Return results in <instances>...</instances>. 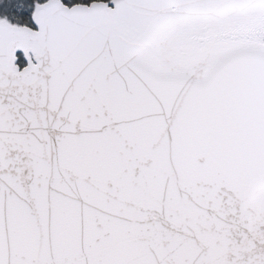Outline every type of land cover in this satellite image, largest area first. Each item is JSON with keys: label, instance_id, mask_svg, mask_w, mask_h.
<instances>
[{"label": "snow or ice", "instance_id": "obj_1", "mask_svg": "<svg viewBox=\"0 0 264 264\" xmlns=\"http://www.w3.org/2000/svg\"><path fill=\"white\" fill-rule=\"evenodd\" d=\"M0 264H264V0H0Z\"/></svg>", "mask_w": 264, "mask_h": 264}]
</instances>
